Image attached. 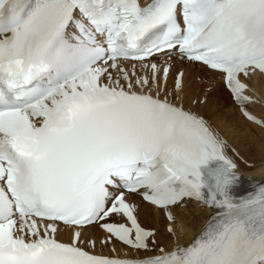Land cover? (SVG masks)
<instances>
[{
	"label": "snow or ice",
	"instance_id": "snow-or-ice-1",
	"mask_svg": "<svg viewBox=\"0 0 264 264\" xmlns=\"http://www.w3.org/2000/svg\"><path fill=\"white\" fill-rule=\"evenodd\" d=\"M187 66L264 128V0H0V264H264V184L235 194L239 153ZM189 201L216 215L182 245Z\"/></svg>",
	"mask_w": 264,
	"mask_h": 264
},
{
	"label": "bare ground",
	"instance_id": "bare-ground-1",
	"mask_svg": "<svg viewBox=\"0 0 264 264\" xmlns=\"http://www.w3.org/2000/svg\"><path fill=\"white\" fill-rule=\"evenodd\" d=\"M187 68L190 82L188 91L189 101L193 97H206L207 99V103L196 107L195 110L205 116L231 143L233 149L239 153V159L241 160L233 156V159L238 164V171L243 173L246 178L253 179L254 177H258L263 180V128L259 127V125L249 123L242 116L239 108L231 101V103H228L230 109L227 111L223 109L224 106L222 107V103H219V98L221 101L225 100L223 98L224 94L227 96L229 94L224 87L226 92L223 96L219 95L221 91L219 84L224 86L223 83H218L212 91H207V85L201 81L202 75L206 77L207 74H202L201 71L194 66H187ZM248 83L251 89L248 94L256 101V103L249 106V110L252 114L264 118V77L256 76L253 80L248 81ZM259 97L261 99H259ZM257 103H259L258 106L256 105ZM254 132L258 134L256 135ZM257 137L260 139L258 140ZM256 141H260L257 142L259 144H256ZM229 155H233L231 151ZM246 165L251 167H247ZM132 199L134 202L140 204L139 217L143 226L147 227L148 222H151V228L155 229L157 232L156 239L159 244L171 249L176 241L167 231L169 222L165 218L164 213L157 210L152 205L143 203L138 196H134ZM172 211L176 216V223L172 224L171 227L176 229L177 236L180 238L179 243L182 245H186L195 240L205 229L211 218L216 214L212 208L204 207L195 201L188 202L186 206L175 207ZM91 235L99 237L102 236L103 233L94 231Z\"/></svg>",
	"mask_w": 264,
	"mask_h": 264
},
{
	"label": "rangeland",
	"instance_id": "rangeland-1",
	"mask_svg": "<svg viewBox=\"0 0 264 264\" xmlns=\"http://www.w3.org/2000/svg\"><path fill=\"white\" fill-rule=\"evenodd\" d=\"M219 85H220V88H221V89H220L221 91L219 90V91H220L219 95H222V96H223V94H224L226 91L224 92V90L222 89V87L224 88V86H222L221 84H219ZM223 98H224L225 100H222V101H221L220 98H219V103H220V104L222 103V107H223V106L225 107V108L223 107V109H224L225 111H227L228 109H230V106H228V103H231V102H233V101L229 98V96H227V95H225V94H224ZM223 98H222V99H223ZM259 99H261V98L259 97ZM227 100H228V101H227ZM230 101H231V102H230ZM224 103H225V105H224ZM233 103H234V102H233ZM258 104H259V103H257L256 105L258 106ZM227 106H228V107H227ZM247 121H248V120H247ZM248 122H249V121H248ZM249 123H251V122H249ZM257 127H258V126H257ZM259 127H260V126H259ZM262 131L264 132V128L262 129ZM254 133H256V135L258 134L257 132H254ZM263 135H264V134H263ZM259 137H260V135H259ZM263 137H264V136H263ZM257 139L259 140L260 138L257 137ZM257 139H256V140H257ZM260 141H261V140H260ZM260 141H256L255 143H256V144H259V143H257V142H260ZM250 164H251V163H250ZM246 166H247V167H251V166H248V165H246ZM151 225H152L151 222H148L147 227H148V226L151 227Z\"/></svg>",
	"mask_w": 264,
	"mask_h": 264
}]
</instances>
